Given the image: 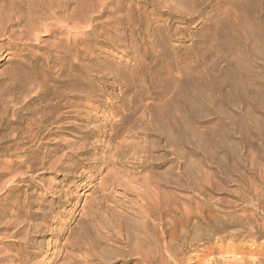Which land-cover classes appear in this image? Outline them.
I'll return each instance as SVG.
<instances>
[{"label": "rangeland", "instance_id": "1", "mask_svg": "<svg viewBox=\"0 0 264 264\" xmlns=\"http://www.w3.org/2000/svg\"><path fill=\"white\" fill-rule=\"evenodd\" d=\"M0 10V264H264V0Z\"/></svg>", "mask_w": 264, "mask_h": 264}, {"label": "bare ground", "instance_id": "2", "mask_svg": "<svg viewBox=\"0 0 264 264\" xmlns=\"http://www.w3.org/2000/svg\"><path fill=\"white\" fill-rule=\"evenodd\" d=\"M53 2V1H52ZM9 6V5H8ZM24 9V8H23ZM10 10V9H9ZM34 11V10H33ZM74 11V10H73ZM19 12V11H18ZM35 12V11H34ZM33 12V13H34ZM27 13H28V11H27ZM74 13V12H73ZM79 13V12H78ZM19 15V14H18ZM40 18V17H39ZM43 18V17H42ZM80 20V19H79ZM18 21V22H17ZM16 22H13V23H11V18H10V15L8 14V13H6V10H0V23L1 24H4V23H9L10 22V24H14V23H18L19 24V19L17 20ZM123 21V20H122ZM30 22V21H29ZM53 22H54V20H53ZM70 22V21H69ZM34 24H35V22H34ZM67 24V23H66ZM39 26V25H38ZM40 27V26H39ZM0 28L2 29V27L0 26ZM37 29V28H36ZM29 31V30H28ZM37 32V31H36ZM78 95V94H77ZM125 115V114H124ZM129 115V114H128ZM126 120V119H125ZM128 120V119H127ZM118 121V120H117ZM123 123L124 122H122L120 125L122 126L123 125ZM119 125V124H118ZM130 126V125H129ZM132 126H133V124H132ZM93 128V127H92ZM95 129V128H94ZM128 129V128H127ZM124 144V143H123ZM79 147V146H78ZM93 160H95V159H93ZM97 160V159H96ZM100 160V159H99ZM98 160V161H99ZM108 164H109V162H108ZM60 165V164H59ZM106 165V164H105ZM107 166V165H106ZM108 167V166H107ZM109 173L107 172V173H105V176H104V178L102 179L103 180V182H104V185L105 184H112L113 182H112V180L110 181L109 179H111V174L110 175H108ZM103 182H102V184H103ZM130 182V181H129ZM128 187V186H127ZM143 191V190H142ZM158 192V191H157ZM144 196H146L145 195V193H144ZM142 198V197H141ZM140 198V199H141ZM191 198V197H190ZM145 200H146V198H145ZM146 202V201H145ZM101 204V203H100ZM148 204V203H147ZM131 205V204H130ZM102 206V205H101ZM161 206H162V204H161ZM155 207V208H154ZM177 209V207L175 208V210ZM141 213H142V217H144L145 218V220H144V223L145 224H148L149 223V216H151L154 220H155V225L156 226H154L153 228H154V233L156 234V236L154 237V242H157L159 239H164V237L166 236L165 234H167V235H169V232L171 231L170 229H172V228H174V226L173 225H171V226H166V223H168V221H164V217L165 216H169L171 219H175L176 217H173L172 216V212H171V208L169 207V206H167L166 208H164V210H162L161 211V208H160V206H159V203H155V204H153V205H151V204H149L148 206H146V207H144V209H143V211H141ZM182 213V212H181ZM180 213V216L182 215ZM191 213V212H190ZM140 214V213H139ZM191 215V214H190ZM201 215V214H200ZM182 218H184L185 220H188V219H190V217H185V216H181ZM181 218V219H182ZM178 219H180V217H178ZM177 221V220H176ZM169 224V223H168ZM128 228V227H127ZM20 233V232H19ZM173 234H174V236H175V229H174V231H173ZM166 237H168V236H166ZM26 238V237H25ZM161 239V240H162ZM161 242V241H160ZM40 244V243H39ZM154 244H156V243H154Z\"/></svg>", "mask_w": 264, "mask_h": 264}]
</instances>
